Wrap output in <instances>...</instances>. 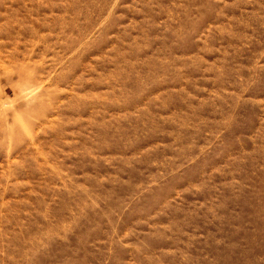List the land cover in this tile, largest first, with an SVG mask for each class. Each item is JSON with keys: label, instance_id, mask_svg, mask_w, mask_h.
I'll return each instance as SVG.
<instances>
[{"label": "rangeland", "instance_id": "rangeland-1", "mask_svg": "<svg viewBox=\"0 0 264 264\" xmlns=\"http://www.w3.org/2000/svg\"><path fill=\"white\" fill-rule=\"evenodd\" d=\"M0 264H264V0H0Z\"/></svg>", "mask_w": 264, "mask_h": 264}]
</instances>
